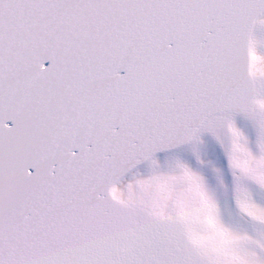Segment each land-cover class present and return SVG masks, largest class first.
<instances>
[{"label":"snow or ice","instance_id":"obj_1","mask_svg":"<svg viewBox=\"0 0 264 264\" xmlns=\"http://www.w3.org/2000/svg\"><path fill=\"white\" fill-rule=\"evenodd\" d=\"M0 264H264V0H0Z\"/></svg>","mask_w":264,"mask_h":264}]
</instances>
